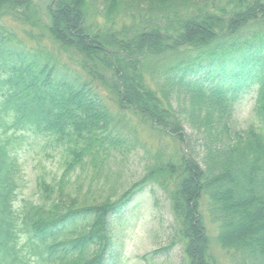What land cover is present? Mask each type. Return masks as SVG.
Returning a JSON list of instances; mask_svg holds the SVG:
<instances>
[{
    "label": "trees",
    "instance_id": "trees-1",
    "mask_svg": "<svg viewBox=\"0 0 264 264\" xmlns=\"http://www.w3.org/2000/svg\"><path fill=\"white\" fill-rule=\"evenodd\" d=\"M250 88L262 124L241 128ZM27 135L65 155L39 199L17 191ZM137 147L142 173L115 198L66 191ZM146 187L187 264H216L204 212L230 262L264 264V0H0V264H109L111 217Z\"/></svg>",
    "mask_w": 264,
    "mask_h": 264
},
{
    "label": "rangeland",
    "instance_id": "rangeland-1",
    "mask_svg": "<svg viewBox=\"0 0 264 264\" xmlns=\"http://www.w3.org/2000/svg\"><path fill=\"white\" fill-rule=\"evenodd\" d=\"M41 41H48L47 34L37 27ZM27 44H32L26 40ZM239 104L235 107L234 121L245 128L262 123L254 115V92L250 88L243 92ZM140 138L148 144H156V136L150 131H142ZM18 149V195L39 199L38 179L55 183L64 168V153L49 146L41 137L24 136ZM169 146V142H162ZM18 148V147H17ZM131 150L123 158L112 154L107 158L100 174L95 173L91 164L84 169L76 168L67 179L66 191L82 200L115 198L124 188L136 181L143 169L142 149ZM170 148V146H169ZM65 191V192H66ZM156 204L148 187L137 192L117 216L111 217L112 246L109 264H187L182 245L175 241L174 221L166 195L154 189ZM204 215V224L210 238V251L216 264H233L215 242L216 226ZM174 237V238H173ZM174 244L171 246L170 244Z\"/></svg>",
    "mask_w": 264,
    "mask_h": 264
}]
</instances>
